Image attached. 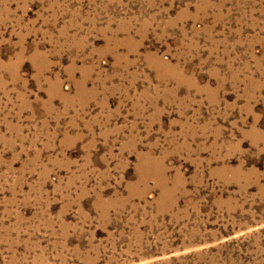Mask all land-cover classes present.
<instances>
[{
	"label": "rangeland",
	"instance_id": "obj_1",
	"mask_svg": "<svg viewBox=\"0 0 264 264\" xmlns=\"http://www.w3.org/2000/svg\"><path fill=\"white\" fill-rule=\"evenodd\" d=\"M0 264H264V0H0Z\"/></svg>",
	"mask_w": 264,
	"mask_h": 264
}]
</instances>
